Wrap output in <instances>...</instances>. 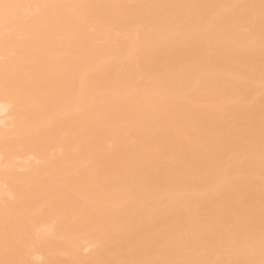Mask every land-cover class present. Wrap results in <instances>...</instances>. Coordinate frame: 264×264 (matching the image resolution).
Masks as SVG:
<instances>
[{
	"label": "bare ground",
	"instance_id": "bare-ground-1",
	"mask_svg": "<svg viewBox=\"0 0 264 264\" xmlns=\"http://www.w3.org/2000/svg\"><path fill=\"white\" fill-rule=\"evenodd\" d=\"M0 264H264V0H0Z\"/></svg>",
	"mask_w": 264,
	"mask_h": 264
},
{
	"label": "rangeland",
	"instance_id": "rangeland-1",
	"mask_svg": "<svg viewBox=\"0 0 264 264\" xmlns=\"http://www.w3.org/2000/svg\"><path fill=\"white\" fill-rule=\"evenodd\" d=\"M89 250H90V249H89ZM89 250H88V251H89ZM88 251H87V252H88ZM217 259H218V256H217Z\"/></svg>",
	"mask_w": 264,
	"mask_h": 264
}]
</instances>
